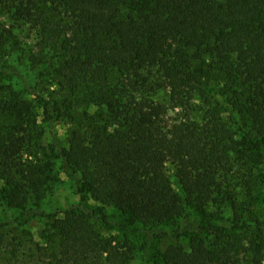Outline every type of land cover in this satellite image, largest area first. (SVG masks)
Here are the masks:
<instances>
[{
  "label": "trees",
  "instance_id": "obj_1",
  "mask_svg": "<svg viewBox=\"0 0 264 264\" xmlns=\"http://www.w3.org/2000/svg\"><path fill=\"white\" fill-rule=\"evenodd\" d=\"M25 28L56 90L0 86V205L34 214L60 165L50 264H264V0H0V70Z\"/></svg>",
  "mask_w": 264,
  "mask_h": 264
},
{
  "label": "rangeland",
  "instance_id": "obj_2",
  "mask_svg": "<svg viewBox=\"0 0 264 264\" xmlns=\"http://www.w3.org/2000/svg\"><path fill=\"white\" fill-rule=\"evenodd\" d=\"M16 33L24 52H19L10 60L2 63L0 86L11 85L16 90H24L28 93V98L35 101L42 98L48 99L51 96V92L56 89L48 83L45 77L39 75L37 71L40 69L36 70L26 62L25 51L33 47L38 35L27 28L18 29ZM23 84L26 85L23 86ZM157 96L158 99H161L163 94L159 93ZM38 120L39 124L46 130V133L48 131L54 133L60 142L66 144L71 129L68 121L55 118V120L47 123L40 122V117ZM48 161L52 162L53 159L50 158ZM50 184L53 186L52 191L42 199L39 209L28 217L26 212L29 209L25 208V210L15 211L0 205V264H4L7 257L4 253L6 250L4 243L9 244L10 250L15 252L19 264H50L53 245L51 240H49V236L53 232V228L56 227L61 215L57 214L56 217H45L44 215L67 208L79 201V195L73 193V181L65 175L58 163L53 167ZM88 201L91 206H98L90 199ZM105 212L112 214V211L108 208H105ZM135 228L141 230L139 227ZM173 229L172 226L161 228L159 236L157 235L152 240L153 248L161 247L160 243L162 244L165 238L170 236V234H175ZM140 233L142 235L141 238L137 237L138 233L133 235L138 246L144 241L143 239L147 238L145 231ZM185 240L187 241L188 238L186 237ZM155 252L156 249L151 250L148 257L149 261ZM131 264L146 263L140 255Z\"/></svg>",
  "mask_w": 264,
  "mask_h": 264
}]
</instances>
